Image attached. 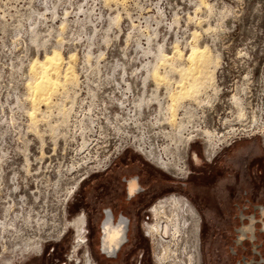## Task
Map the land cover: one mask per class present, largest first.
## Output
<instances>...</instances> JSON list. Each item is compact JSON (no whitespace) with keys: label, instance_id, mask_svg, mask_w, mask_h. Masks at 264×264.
Instances as JSON below:
<instances>
[{"label":"rangeland","instance_id":"rangeland-1","mask_svg":"<svg viewBox=\"0 0 264 264\" xmlns=\"http://www.w3.org/2000/svg\"><path fill=\"white\" fill-rule=\"evenodd\" d=\"M204 1L208 7L201 0H0V264H76L72 228L59 235L78 214L86 217L96 264H129L142 250L143 264H155V242L143 238L141 226L154 218L143 210L169 194L184 195L199 212L200 254L195 215L172 203L168 216L181 228L157 242L167 256L162 263L264 264L260 227L256 249L235 243L241 211L258 215L255 205H264V0ZM195 40L216 63L214 87L206 89L209 104L178 102L173 125L166 121L167 90L158 93L151 71L158 66L173 78L160 54H172L178 43L186 55ZM56 47L66 59L76 55L77 84L68 86L67 98L53 96L68 116L60 119L51 107L34 124L27 111L29 67ZM172 61L168 67L187 63ZM235 96L245 113L240 120ZM185 103L191 105L183 117ZM205 127L231 143L209 161L198 138L183 159V133ZM141 141L179 153L188 177L153 165L138 150ZM131 176L140 193L129 198L125 179ZM107 208L130 219L129 241L116 258L98 250ZM26 243L43 244L42 253Z\"/></svg>","mask_w":264,"mask_h":264},{"label":"bare ground","instance_id":"bare-ground-1","mask_svg":"<svg viewBox=\"0 0 264 264\" xmlns=\"http://www.w3.org/2000/svg\"><path fill=\"white\" fill-rule=\"evenodd\" d=\"M201 4L202 6L205 7L208 5L204 0H201ZM193 34L195 36L198 35L196 34V32H194ZM175 57L184 58V60H186L187 63L185 65L179 64V66L177 64L176 66H174L175 64L174 63L173 66L168 67V65H172L173 62L172 60ZM75 59H76L75 53H70L68 55V59H66L61 49L59 47H56L53 48L50 52H45L43 57L41 58L34 57V59L32 60L29 67L30 79L27 83L28 100L30 102L31 108L30 109L28 108L29 110L27 111H28V117L30 118L31 122H33L34 124L37 123L39 118L41 121L42 118L44 119L45 117H47L50 114L51 107L57 108L56 109L58 111L57 113H59V115H62L60 119L62 118L65 119V116H68L66 110L62 107V105L57 102L55 103L53 101L54 98L53 96L57 92H60L63 94L62 95L63 98H67L68 86L77 84L76 83L77 73L74 67ZM158 62H160V64L162 65L163 64L167 65L169 71L171 69L175 72V76L173 74L172 76L173 78H171L170 76H168V74H165L167 71H165V73L164 71L163 72L160 71L158 66H154L151 71L152 79L157 85L158 93H162V89L167 90V98H168V103L166 105L167 123L173 125L177 123L176 121H174L175 120L174 115L176 110L175 105L179 104L178 102H180L182 99L187 98L189 100L194 101L198 105L204 104L205 100L207 99L206 104H209L210 102L209 94L206 93L207 92L206 89L207 88L211 89L214 87V83H215L214 73L216 69V63L210 59V49L206 44L195 40V42H193L192 45L190 46L188 54L185 55L183 53V49H181L177 43L173 46L172 54H168L165 51L162 52L160 54ZM167 68L165 70H168ZM216 84L218 85L217 77H216ZM215 100L212 102V104L215 102ZM232 101L233 104H235L238 107L237 119L240 120L241 118H244L245 113L241 108V106L239 105L240 103L239 98L235 96L233 97ZM182 105H184V103ZM190 105H191L190 103H185L182 113L183 117H184V108L187 109L190 107ZM211 105H204L200 107L203 108ZM138 106L140 107L141 104L139 103ZM192 106H196V105H192ZM194 108L195 107H193V109ZM192 119L193 117L188 122L189 124L192 122ZM205 128L196 129L195 131H193L195 133H192V131L187 132L186 135L183 133L184 137L185 136L187 137L186 142L193 139L191 142L192 144L195 142L196 138H201L202 139L201 143H203L205 146L206 143L204 138L208 139L212 145L214 144L216 138H218V142H217L218 146L222 144H224L223 146H227L230 144V142L223 143V140L218 136V133L214 132L213 130L207 129L209 127H205ZM171 131H173L172 127H171ZM222 147H219L220 150L222 149ZM138 150L140 151V153L145 154L149 158V160L153 161L164 170H169L171 168H178V169L181 168V165L179 164V159H180L179 153L175 157L173 156L172 153L171 155L166 154V150H168L167 147L165 149L164 148L158 149V147L154 148L152 144H149L147 146L140 145ZM175 151L179 152V148L176 147ZM172 203L174 206H176L181 210L185 209L189 213V216L191 218H194L193 213L184 203L178 201L175 198L172 199ZM168 221L169 223H171L170 227L167 224H165V226H163L162 232L163 234L167 235V231L171 229V235L174 236L176 233L179 232L181 227L179 226V223L176 221L175 223H172L171 217H169ZM165 238L166 237H159L157 242L162 244V241H164ZM25 246L26 247L34 246L36 249H34L33 252H37L40 250L42 244H40L37 247V245H30L26 243ZM163 256H164V252L162 251L158 256L161 262H162V258L167 257L166 255L164 257Z\"/></svg>","mask_w":264,"mask_h":264},{"label":"flooded vegetation","instance_id":"flooded-vegetation-1","mask_svg":"<svg viewBox=\"0 0 264 264\" xmlns=\"http://www.w3.org/2000/svg\"><path fill=\"white\" fill-rule=\"evenodd\" d=\"M193 139L186 142L185 148H184V157L183 159L189 158V148L191 145ZM205 140V150H204V156L206 160H213L218 153L220 152V148L217 145L218 138L214 141V144L212 145L210 141L206 138ZM187 156V157H186ZM193 160L195 162L199 161V156L197 153H194L192 156ZM152 163V162H151ZM156 167V163H152ZM258 169V173H261L262 164L258 163L256 164ZM159 169H162L160 166ZM164 170V169H162ZM165 172L172 174L173 176H179V177H188L190 171L185 168V166L181 165V168H171L169 170H164ZM176 172V173H174ZM182 174V175H180ZM126 181V192L128 194L129 198H132L140 193L139 190V184L138 179L136 176H131L129 178L125 179ZM175 198L178 201L184 203L191 211L193 210V215H195V230L196 235L198 236V250L200 254V243H199V231H200V221L201 217L199 215V212L197 209L193 206V204L188 200L187 197L184 195H177V194H169L168 197L164 198L163 200H159L156 204H154L152 207L151 205L143 210L144 212H148L147 210H150L154 222L151 224H148L147 222L142 224V230H143V238L147 241L148 238L151 239V241L155 244L153 246V260L156 264H164L159 259V247L157 246V240L159 237H166L167 235L163 234L162 229L165 224L168 225V219H169V207L172 204V199ZM151 207V209H150ZM258 215L256 213L250 214L245 216V213L241 211L240 213V226H237L235 229L236 232V239L235 243L238 244H244L245 241L247 243H251L254 249H256V244L254 242L255 238L257 237V229L260 227V232L264 233V205H255ZM149 215L147 214V218ZM260 217V218H259ZM246 218V220H245ZM259 218V219H258ZM143 223V222H142ZM99 235H98V250L101 254H104L107 258H116L118 256V253L122 250V248L125 246V244L129 241L128 238V232H129V226H130V219L123 215L119 214L117 218L114 217L113 212L111 209L104 210V218H102L99 222ZM162 226V227H161ZM69 228H72L74 233V245L72 246V254L71 258L74 260L76 264H96L89 248L87 245V239H86V217L84 214H78L76 216L75 221H68V226L66 230L64 229L63 232L59 236H63ZM168 232V231H167ZM43 244L38 252L36 254H41L43 251ZM147 247V246H146ZM83 248L82 256H79V250ZM234 250V249H233ZM137 257L138 259H135L134 256H129L127 262L129 264H143L145 261L144 259V251H141ZM156 258V260H155ZM160 261V262H159ZM253 260L249 262V264H252ZM152 264V263H151ZM246 264V263H244ZM258 264H261L260 262Z\"/></svg>","mask_w":264,"mask_h":264},{"label":"built area","instance_id":"built-area-1","mask_svg":"<svg viewBox=\"0 0 264 264\" xmlns=\"http://www.w3.org/2000/svg\"><path fill=\"white\" fill-rule=\"evenodd\" d=\"M114 81H115V80H114ZM114 86H115V85L113 84L111 87H114ZM185 129H186V128H185ZM196 139H198V138H196ZM200 139H201V138H200ZM231 140L233 141L234 138H232ZM139 143H140V142L138 141V142H137V145H138ZM230 143H231V142H230ZM141 144H142L143 146H145L144 142H142V141H141ZM137 145H136V147H137ZM107 210H109V208H107Z\"/></svg>","mask_w":264,"mask_h":264}]
</instances>
